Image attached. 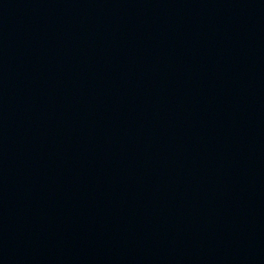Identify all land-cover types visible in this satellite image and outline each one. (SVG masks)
<instances>
[{
    "label": "water",
    "instance_id": "95a60500",
    "mask_svg": "<svg viewBox=\"0 0 264 264\" xmlns=\"http://www.w3.org/2000/svg\"><path fill=\"white\" fill-rule=\"evenodd\" d=\"M0 264H264V0H0Z\"/></svg>",
    "mask_w": 264,
    "mask_h": 264
}]
</instances>
